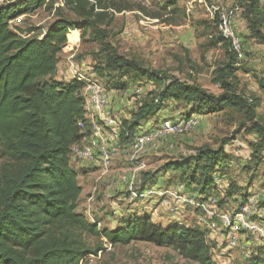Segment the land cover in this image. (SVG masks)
<instances>
[{
    "label": "rangeland",
    "instance_id": "1",
    "mask_svg": "<svg viewBox=\"0 0 264 264\" xmlns=\"http://www.w3.org/2000/svg\"><path fill=\"white\" fill-rule=\"evenodd\" d=\"M58 1L46 0V7L10 22L22 29L34 27L33 35L41 37L56 19L57 8L73 18L65 5H53ZM245 1L118 0L130 8L114 12L107 27V40L119 53L137 59L144 66L197 83L217 94L220 87L213 82L212 71L225 60V47L221 42L210 47L209 42L219 33L225 37L221 30H225L224 24L229 25L232 35L225 38L239 40L241 46L235 73L237 90L249 100L256 99L255 117L264 125V87L259 85V80L264 77V45L250 36L242 14ZM260 4H264V0H260ZM261 29L264 32V21ZM77 31V38L72 36L74 41L70 45V30L67 31L68 40L58 53V62H69L72 79H76V74H82L85 78L101 80L105 97V103L102 104V96L99 100L102 111L108 110L111 116L123 121L128 113L130 115L149 98V92L158 89V84L149 78L126 79L119 83L123 88H109L97 71L103 60L100 45L89 33L80 38V30ZM111 89L117 90L118 99L129 105L115 109ZM86 93L83 86V96ZM93 95L89 92L84 97L91 101ZM189 118L192 120L190 125L181 131L164 133L161 127L166 122L170 125ZM93 120L102 125L97 114ZM248 125L249 121L236 109L197 114L191 113L190 105L170 100L134 128L126 142L120 141L126 145L135 138L142 140L136 154L132 146L120 147L105 169L76 159L87 168L86 174L78 175L82 190L77 210L91 223H97L100 229H115L130 215L146 216L162 226L177 223L197 228L210 244L215 264H250L256 254L263 258L256 264H264V205L260 202L264 196V151L258 165L244 167L249 164L250 144L256 140L255 133L246 131ZM224 138H228L224 147L225 164L212 171V186L204 193L190 180L192 170H196L197 175L200 172L194 164L177 170L165 167L169 160L195 154L197 147L217 148ZM117 156L119 160L113 163ZM153 173L155 176L151 178ZM231 184L234 191L229 194ZM242 222L256 227L261 225V228L246 230ZM85 242L92 248L99 246L101 249L82 256L77 264H196L170 247L144 241L112 245L102 237L85 236Z\"/></svg>",
    "mask_w": 264,
    "mask_h": 264
},
{
    "label": "trees",
    "instance_id": "2",
    "mask_svg": "<svg viewBox=\"0 0 264 264\" xmlns=\"http://www.w3.org/2000/svg\"><path fill=\"white\" fill-rule=\"evenodd\" d=\"M64 5L73 18L57 8L56 19L41 37L33 35L34 27L22 29L10 21L46 7V0L0 5V264H77L82 256L101 249L88 246L85 236L102 237L112 245L144 241L170 247L196 264H215L211 246L197 228L177 223L162 226L146 216L130 215L115 229H100L77 210L82 187L71 165L70 152L90 126L84 110V83L57 80L55 74L67 31L71 42L73 31L78 34L80 30V38L89 33L101 47L103 60L97 71L109 88H123L119 84L122 80L139 78H149L159 86L122 121L121 142H126L134 128L170 100L190 105L191 113L197 114L236 109L249 121L246 131L256 134L250 144L249 164L244 166L247 169L262 160L264 125L255 117L256 99L249 100L237 90V50L221 33L211 37L209 46L221 42L226 56L212 71V80L220 87L215 94L197 83L144 66L116 50L107 40V27L114 12L130 6L118 0H64ZM242 14L250 36L264 45V4L246 0ZM259 85L264 87V77ZM227 141L222 139L217 148L197 147L195 154L169 160L165 167L177 170L194 164L200 172L197 175L192 170L190 180L204 193L212 186V171L225 164ZM232 187L229 194L234 191ZM260 202L264 205V196ZM256 255L250 264L263 261L260 254Z\"/></svg>",
    "mask_w": 264,
    "mask_h": 264
},
{
    "label": "built area",
    "instance_id": "3",
    "mask_svg": "<svg viewBox=\"0 0 264 264\" xmlns=\"http://www.w3.org/2000/svg\"><path fill=\"white\" fill-rule=\"evenodd\" d=\"M16 1L19 0H0V5L14 3ZM55 5L63 7L64 0H59ZM224 26L225 30H221L223 35L225 37L231 36L232 32L231 30L229 31V25L226 26V24H224ZM231 44L233 45V48L237 50L238 55H240L241 46L239 40L237 41L236 39H232ZM76 75V79L84 83V89L85 92H87L86 94H88L89 92H93L94 95L91 101L86 100L87 98L84 97L85 116L89 120L90 124L88 134L86 135L87 137L83 135L84 137H86V141L82 144H76L77 142L73 144L70 153L75 157V159L89 162L90 164L102 167L103 169L109 167L112 156L117 152V150H119L120 147L126 148L127 146H132L135 149L136 154L143 144L142 140L138 141L137 138H135V140L133 139L129 144H121L120 136L122 130V120H120V118L117 116H111L108 110L102 111L103 107L99 100L102 96L103 104L105 103V97L103 95L104 85L101 80L94 77L85 78L82 74ZM86 94H84V96ZM100 113L102 117H100ZM96 114L99 116L100 120L102 119V125L100 123L94 122L93 117ZM191 121V118L181 119L176 121L175 124L169 125L168 122H166L161 127L163 128L164 133L168 131H181L186 129L190 125ZM207 215L208 217H210L209 214ZM242 227H244L246 230H248V228L249 230L255 228H258V230H260L261 225L256 227L253 224L242 222ZM234 228L238 229V225H235Z\"/></svg>",
    "mask_w": 264,
    "mask_h": 264
},
{
    "label": "crops",
    "instance_id": "4",
    "mask_svg": "<svg viewBox=\"0 0 264 264\" xmlns=\"http://www.w3.org/2000/svg\"><path fill=\"white\" fill-rule=\"evenodd\" d=\"M56 3H54L53 5H55ZM75 33V31H73ZM76 35V34H75ZM76 37V36H75ZM74 37V38H75ZM73 38V39H74ZM77 38V37H76ZM75 38V39H76ZM68 40V39H67ZM72 70H71V67L69 66V62H58L57 63V70H56V74H55V78L57 80H63V81H69L72 79ZM115 91L117 90H113L111 89L110 90V94L112 95V97L114 98V103H113V106L115 109L117 110H120L123 106H127L129 105V102H123V100H119ZM124 109V108H123ZM122 112H125V110H122ZM129 113L127 114V118L129 117ZM88 133H86L84 136H86ZM83 136V137H84ZM87 137V136H86ZM86 137L82 138L81 140H79L76 144H82L86 141ZM123 151V150H122ZM119 160V157L117 156L116 159H114L112 162L114 163V161H118ZM70 162H71V165L73 167V169L75 170L76 172V178L78 180V175L79 174H86L87 172V168H86V164L82 163L81 164V161H76L75 157L70 153ZM131 181V180H130ZM79 183V181H78ZM80 184V183H79ZM122 185V184H121ZM81 186V184H80ZM82 187V186H81ZM114 225V224H113ZM111 225V226H113Z\"/></svg>",
    "mask_w": 264,
    "mask_h": 264
},
{
    "label": "bare ground",
    "instance_id": "5",
    "mask_svg": "<svg viewBox=\"0 0 264 264\" xmlns=\"http://www.w3.org/2000/svg\"><path fill=\"white\" fill-rule=\"evenodd\" d=\"M72 34H73V36L75 37V33L74 32H72ZM72 42L69 40V45L71 44Z\"/></svg>",
    "mask_w": 264,
    "mask_h": 264
}]
</instances>
